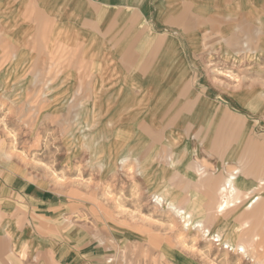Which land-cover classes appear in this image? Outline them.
Wrapping results in <instances>:
<instances>
[{
  "label": "crops",
  "instance_id": "0c3cea01",
  "mask_svg": "<svg viewBox=\"0 0 264 264\" xmlns=\"http://www.w3.org/2000/svg\"><path fill=\"white\" fill-rule=\"evenodd\" d=\"M46 82L45 114L142 147L105 162L133 164L155 209L216 212L235 169L240 193L264 182V0H0V99ZM25 178L0 158V264H101L87 202Z\"/></svg>",
  "mask_w": 264,
  "mask_h": 264
},
{
  "label": "rangeland",
  "instance_id": "374dc122",
  "mask_svg": "<svg viewBox=\"0 0 264 264\" xmlns=\"http://www.w3.org/2000/svg\"><path fill=\"white\" fill-rule=\"evenodd\" d=\"M26 86L24 91L38 92L35 98L0 99V158H22L25 181L49 190L48 198L71 188L62 196L87 202V250L96 252L97 262L264 264V204L246 209V196L263 194L264 182L252 192L237 194L241 202L223 216L215 211H185L191 216L185 219L172 210L155 209L141 194V174L133 164L116 167L105 162V158H142V147L124 145L126 137L116 132L75 129L77 115H63L61 105L55 109L58 113L45 114L47 82ZM95 159L104 160L103 178L93 177L99 171ZM238 174L235 169L227 178L235 180ZM79 190L86 195L71 193ZM157 198L154 201L159 202ZM257 221L259 232L253 231ZM200 222L216 230L237 227V242L250 243L248 257L242 249L210 238L198 227Z\"/></svg>",
  "mask_w": 264,
  "mask_h": 264
},
{
  "label": "bare ground",
  "instance_id": "6f19581e",
  "mask_svg": "<svg viewBox=\"0 0 264 264\" xmlns=\"http://www.w3.org/2000/svg\"><path fill=\"white\" fill-rule=\"evenodd\" d=\"M236 179L233 180V178H229V179L227 178L226 181L224 182V184L222 185L221 189H220L222 200L219 202V205L217 206V211H216L219 216H221V215L223 216V214H225L229 209L235 207L238 203L241 202L239 199V196L237 195V194L240 195V190L236 184ZM252 191H254V190H251L249 192H252ZM157 199L159 200V198H157ZM246 199H249L248 202L246 203V209H251V208H253L254 205H256V204L259 205V203L263 199V196L261 194L249 195V196L247 195ZM170 207H172V210L175 212L174 214H177L178 216L180 215L185 219H190L191 216L189 214H187V212H185V210L179 209L176 206H170ZM248 222L249 221H246L245 224H248ZM200 223L201 224L200 225L198 224L199 225L198 227H200V229L204 228V233L208 236L210 235L211 236L210 238L214 239L215 237H218L220 242L223 241V242L229 244V246L232 249H237V251H239V249H242L241 253L243 255H245V257H248L247 248L249 247L250 243L246 240H244L242 242H237V239L235 238V231L237 230V227L235 228L234 226L233 227L228 226V227H226L227 230H225L226 228L216 230L215 228H211L212 226L207 228V226L204 227L205 225L202 222H200ZM260 224H261V222L257 221L256 224H254V226H253L254 227L253 231H257L255 229H258V227H260ZM223 226H225V224ZM212 229H213V231H212ZM259 231H257V232H259Z\"/></svg>",
  "mask_w": 264,
  "mask_h": 264
}]
</instances>
